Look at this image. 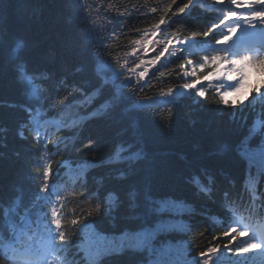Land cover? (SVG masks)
Returning a JSON list of instances; mask_svg holds the SVG:
<instances>
[{"label":"trees","instance_id":"1","mask_svg":"<svg viewBox=\"0 0 264 264\" xmlns=\"http://www.w3.org/2000/svg\"><path fill=\"white\" fill-rule=\"evenodd\" d=\"M187 2L0 0L1 235L34 217L43 197L35 160L37 122L47 119L59 123L44 129L50 180L61 190L58 245L66 264H181L178 256L216 263L235 254L248 261L231 220L263 215L264 97L249 70L228 105L211 90L205 97L181 90L189 61L195 78L211 81L219 64L211 57L220 56L209 44L221 30L202 35L217 19L212 0H193L179 14ZM161 15L170 23L159 39L173 45L142 81L144 65H137L159 47L145 55L132 41L143 40ZM169 88L172 98H163ZM133 232L142 245L130 243ZM83 240L94 250L92 263ZM0 264L13 263L0 253Z\"/></svg>","mask_w":264,"mask_h":264},{"label":"snow or ice","instance_id":"2","mask_svg":"<svg viewBox=\"0 0 264 264\" xmlns=\"http://www.w3.org/2000/svg\"><path fill=\"white\" fill-rule=\"evenodd\" d=\"M172 3L175 4L176 0H172ZM222 3H223V0H221V4ZM230 3L232 5H236L237 4V0H230ZM254 3L264 4V0H254ZM192 4H193V0H188V2L183 5V7H180L178 9L179 14L183 13ZM155 11H156V9L154 8L153 12H155ZM232 14L235 15V12H233ZM228 15H229L228 12L224 13V18H227ZM252 18L253 19L254 18L264 19V12L258 11V10H253ZM167 23H170V21H166L165 16L161 15L159 17L158 22L151 26V31L147 32L145 34V38L143 40H134V41H132V43L134 45H137L139 47V50H142L145 53V55H149L151 52L156 51L157 48L159 47V51L157 52V54L154 57H152L151 59H148L147 62H146V65H145V61L144 60H141L140 64L137 65V67H140L141 65H145L144 69L139 72V77L141 79H145L149 75V68L147 67V65L157 66L166 57V55L169 53L170 46L173 45V40H171V39H169V40L159 39L161 29ZM220 23L223 24L224 23V19H221ZM213 28H217L218 29L219 25L213 24L212 27H210L208 29V31H205V32L202 33L203 37L207 38L210 35V33L213 31ZM236 30H237V25L235 23H233V26L228 27V32H230V33L231 32H236ZM184 43H185L184 41L177 40L175 42V45L177 47H180ZM137 50H138L137 48H134L133 49V54H135ZM171 55L172 56H176V52L172 51ZM204 59H205V63H207L209 58L207 56H205ZM222 59H223V57H221L219 55H215V56L211 57V60L213 62H215V63H218ZM252 60H253V57H251V56H244L242 58L231 60L230 63H231V65L233 67H232L231 71L227 72V79L229 81H233L234 78L237 79L238 86H236L233 89L234 92H240L244 88L245 82L247 81V71H246V69L248 67V62H250ZM257 62H259L261 64H264V61H259L258 58H257ZM189 63H191V61H189ZM236 65H240V67L239 68L234 67ZM204 67H205V64H201L200 65L201 70H203ZM134 70L135 69H133V71ZM234 73H239V75L234 77ZM183 75L184 76L196 77V71H195V69H193L191 72L183 73ZM209 75H213V73H209ZM204 80L208 81L209 77L205 76ZM196 87H197V84L186 83L184 85V88H186V89H195ZM173 92H174V90L172 88H169V89H167L166 95H172ZM232 94H233V92H226V93H224L221 96V100L223 101V103L225 105H228V103H229V101L227 100V96L232 95ZM198 95L200 97H205L206 93L203 90H200L198 92ZM49 179H50V169L46 166L45 169H44V181H45V183L43 184V190L45 192L49 191V189H50V185L48 183ZM52 223L55 225L56 229L58 230V235H59L61 241H64L65 233L63 231H59V229L61 228V220L57 217V212H56L55 208L52 209ZM71 224L73 226H76L78 224V220L73 219L71 221ZM225 235L229 236L230 233L226 232ZM240 235L243 236L244 234L240 233ZM143 243H144V238L143 237L138 238L137 244L138 245H142ZM257 246L258 245L254 244V243L248 244L246 247L240 249V251L247 252L249 248H255ZM66 247L68 249H70L71 247H73V245L68 244V245H66ZM216 251H217V249L215 247L210 249L211 253H215ZM202 255H203V253H202ZM74 264H75V262H74Z\"/></svg>","mask_w":264,"mask_h":264},{"label":"rangeland","instance_id":"3","mask_svg":"<svg viewBox=\"0 0 264 264\" xmlns=\"http://www.w3.org/2000/svg\"><path fill=\"white\" fill-rule=\"evenodd\" d=\"M223 3H224V6H226V8L229 10V11H233V12H243L245 13L246 15V18L249 20V23H254L253 20L251 19L250 16H252V12L253 10H258V11H262L264 12V4H257V3H254V0H248L246 3L243 1V0H237V4L236 5H232L230 3V0H223ZM244 16V14H242ZM256 20V18H255ZM257 21H258V24H257V27H255L254 29L251 30H247V31H250V32H246L247 34V38H256L258 36H261V34L263 33L262 32V29H259L258 26H261L263 27L264 25V19H260V18H257ZM229 22V21H227ZM261 22V23H260ZM244 56H248L246 53L244 52H241L237 58H242ZM252 57H253V60L250 61V63L252 64V66L254 67V69L259 72L261 74V76H263L264 78V64H261L259 62H257V58L259 61H264V51H260V50H257V52L255 54H252ZM150 70V68H149ZM224 69H222L217 75L216 77L218 78L219 76L222 75ZM148 77V76H147ZM146 77V78H147ZM145 78V79H146ZM141 79V78H140ZM145 79H141L142 81H144ZM197 84V83H195ZM173 95H166L164 94L163 98H172ZM233 99L235 97H233V94L230 95ZM165 215H169V214H165ZM144 229V228H142ZM142 235L140 232H133L131 234V236H129V239H130V243H133L135 241L138 240V238H141ZM144 241H145V238H144ZM82 247L84 249V253L85 255L87 256V259H91V254H93V251H92V246L89 245L88 243H83L82 242ZM257 252L258 253H262L263 251L260 249V246L257 247ZM254 255V254H253ZM259 257V256H258Z\"/></svg>","mask_w":264,"mask_h":264}]
</instances>
